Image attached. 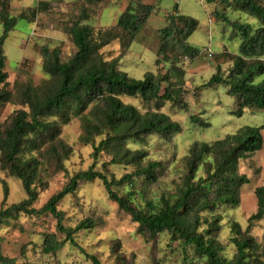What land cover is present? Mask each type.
<instances>
[{"label": "trees", "instance_id": "16d2710c", "mask_svg": "<svg viewBox=\"0 0 264 264\" xmlns=\"http://www.w3.org/2000/svg\"><path fill=\"white\" fill-rule=\"evenodd\" d=\"M85 1L93 5L105 0ZM206 2L215 6L212 12L215 21L231 27L232 37L240 36L242 43L228 74H223L218 67L216 73L196 90L199 93L202 89L224 85L228 95L235 100L237 111L233 114L236 116H243L245 110L253 113L264 111V80L256 81L264 75V61L261 60L264 56V0ZM0 7V22L3 25L0 36L1 109L12 99L11 92L6 89L5 43L19 22L34 20L39 9L10 16L5 0H0ZM229 9L256 18L257 27L232 20L227 13ZM153 10L152 5L138 0L121 15L116 29L125 33L128 41L125 49L146 26ZM81 18L65 28L76 52L63 60L59 47H42L40 54L49 83L40 89L24 86L19 93L23 109L15 112L7 127L0 126L1 169L21 181L26 193L22 202L6 206L9 187L2 181L4 201L0 207V229L22 214L31 217L48 215L56 219V231L64 239L58 240L55 235L45 234L43 253L54 255L66 243L78 248L76 238L94 230L102 221L89 217L75 227H68L65 225V213L58 207L67 196L75 195L81 184L98 180L102 182L110 201L137 224V232L147 243L168 233L171 243H178L185 251L186 263L190 261V249L195 259L202 261L201 264H264V242L252 234L255 223L264 220V183L255 190L257 211L250 216L248 227L243 229L238 222H231L229 243L234 246L231 258L226 256V245L220 241L224 217L219 213L221 209L240 206L242 188L250 182L249 177L240 172L241 162L263 149V127H244L214 142L193 143L185 157V172L178 182L177 191L145 199L143 204L137 203L136 196L140 195L138 190L135 191L137 182L157 183L162 163L149 159L148 152L143 148H130L129 143L144 142L152 136L171 140L182 133V125L162 109L172 105L189 111L185 99V71L178 67V61H173L164 74L147 72L142 80L129 77L119 67L121 58L106 60L102 53L105 47L119 39L116 30L96 31L89 24L81 23L86 15ZM168 22L159 31L161 42L155 63L157 67L169 62L166 61L168 57L174 60L183 56L194 59L201 53L199 48L188 43L199 28L197 19L176 13L168 16ZM164 84L167 86L164 87ZM122 98L139 99L147 109L141 112L136 106L123 102ZM74 117L80 120L83 129L80 142L92 147L94 162L103 155L110 159L103 164L104 172L94 166L80 171L60 192L36 209L38 187L43 183L39 168L41 157L54 162L55 172L67 171L64 163L73 149L61 139L62 127L70 124ZM190 121L196 127H210L201 115H191ZM112 165L133 166L135 170L119 179H110L106 171ZM198 173L202 174L198 176ZM42 188L47 190L44 185ZM115 188L122 192L127 189L128 195H121ZM3 243L4 238L0 234V264H17L15 258L4 255ZM83 252L91 264H102L99 255Z\"/></svg>", "mask_w": 264, "mask_h": 264}, {"label": "rangeland", "instance_id": "374dc122", "mask_svg": "<svg viewBox=\"0 0 264 264\" xmlns=\"http://www.w3.org/2000/svg\"><path fill=\"white\" fill-rule=\"evenodd\" d=\"M143 3L154 7L153 14L146 26L131 42L129 48L125 33L116 29L121 15L138 0H105L100 4L89 5L85 0H5L10 16H18L22 12H30L38 8L39 13L34 20L20 21L5 43L6 68L8 86L11 92L10 103L0 109V126L7 127L15 112L23 109L19 102V93L24 86L31 85L36 89L49 83V76L43 69V58L40 49L48 46L59 47L63 60L70 58L76 49L70 37L65 33L66 26L80 21L81 16L87 18L82 24H89L96 31L115 29L119 39L102 50L106 60L121 58L119 67L129 77L142 80L147 72L158 71L165 73L173 61L185 71V99L188 112L172 105H166L162 111L178 121L183 131L171 140H161L152 136L144 142H130L132 149L143 148L148 152V158L162 163L159 178L155 184L137 182L140 195L136 196L137 203L143 204L145 199H155L163 193H175L178 182L185 172V157L190 146L195 142H214L236 133L244 127H263L261 129L264 142V111L253 113L245 110L243 116H236L235 100L228 95L224 85L214 89L196 90L208 81L221 68L223 74H228L234 59L239 53L242 43L240 36L232 37V28L223 23H217L212 15L214 5L206 0H142ZM178 6L176 10L175 7ZM1 9V7H0ZM184 14L199 21L198 30L188 39V43L200 49L196 58L183 56L177 60L168 57L166 61L156 66L157 52L160 48L159 31L168 25V16ZM232 20H240L254 26L258 20L238 10H227ZM3 25L0 22V36ZM264 61V56L261 58ZM264 80V75L257 82ZM167 84H164L166 87ZM123 102L136 106L141 112L145 107L139 99L122 98ZM191 115H201L210 123L203 129L191 124ZM83 133L82 125L77 117L70 124L62 127L61 139L73 149L72 155L64 165L66 172H55L53 161L41 157L40 176L42 186L38 187L39 198L34 208L40 209L53 195L80 171L94 166L96 170L105 171L103 164L109 161L103 155L96 163L91 157L92 147L80 142ZM46 148L43 149V153ZM38 155V153H34ZM42 155V154H41ZM135 170L133 166H108L106 174L112 179H119L126 173ZM240 172L246 174L250 182L242 188L241 204L238 208L221 209L224 217L223 229L220 236L222 244L226 245L225 254L231 258L234 246L229 243L232 221L238 222L243 229L248 227V220L257 211L255 190L264 183V145L249 160L241 162ZM202 173H198L200 176ZM2 181L9 187V197L5 203L10 206L20 203L26 198L21 181L8 175L0 166V207L4 201ZM120 191L128 195V190ZM134 199V196L132 197ZM59 210L65 213V225L75 227L81 220L89 217L100 219L102 223L94 230L88 231L76 238L79 247L66 243L64 248L54 255L43 253L44 235H55L58 240L64 236L56 231L55 218L43 215L31 217L22 214L17 220H12L1 226L0 234L4 238L3 253L9 258H15L17 264H91L86 254L99 255L102 264H201L196 260L194 252L189 249L190 261L186 263V253L178 243H171L168 233L161 234L158 239L147 243L137 232V224L130 216L118 209L117 204L110 201L101 181L81 184L75 195L67 196L59 205ZM252 234L264 242V220L256 222Z\"/></svg>", "mask_w": 264, "mask_h": 264}]
</instances>
